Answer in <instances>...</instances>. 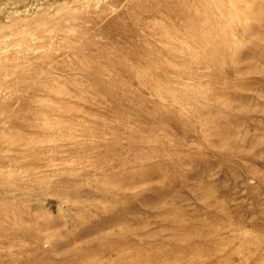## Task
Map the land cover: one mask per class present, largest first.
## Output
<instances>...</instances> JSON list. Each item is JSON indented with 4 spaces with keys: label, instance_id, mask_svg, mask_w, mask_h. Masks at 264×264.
Masks as SVG:
<instances>
[{
    "label": "rangeland",
    "instance_id": "obj_1",
    "mask_svg": "<svg viewBox=\"0 0 264 264\" xmlns=\"http://www.w3.org/2000/svg\"><path fill=\"white\" fill-rule=\"evenodd\" d=\"M0 264H264V0H0Z\"/></svg>",
    "mask_w": 264,
    "mask_h": 264
}]
</instances>
